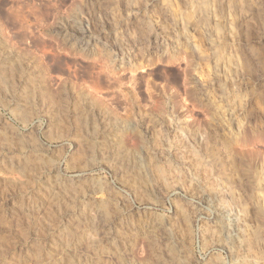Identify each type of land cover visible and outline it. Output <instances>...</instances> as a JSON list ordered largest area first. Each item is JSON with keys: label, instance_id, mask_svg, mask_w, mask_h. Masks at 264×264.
<instances>
[{"label": "rangeland", "instance_id": "1", "mask_svg": "<svg viewBox=\"0 0 264 264\" xmlns=\"http://www.w3.org/2000/svg\"><path fill=\"white\" fill-rule=\"evenodd\" d=\"M0 264H264V0H0Z\"/></svg>", "mask_w": 264, "mask_h": 264}, {"label": "bare ground", "instance_id": "2", "mask_svg": "<svg viewBox=\"0 0 264 264\" xmlns=\"http://www.w3.org/2000/svg\"><path fill=\"white\" fill-rule=\"evenodd\" d=\"M207 6H208V5L205 4V5H203V6L201 7V9H202V10H206V9H208ZM214 12H215V11H214ZM217 14H218V13H217ZM215 15H216V14H215ZM222 28H223L222 23L218 21V23H216V25H215V29H216V31H217L218 34L220 33V34L222 35V33H221V32H222ZM220 34H219V35H220ZM193 48H194V47H193ZM195 50H196V48H195ZM229 64H230V63H229ZM226 233H227V232H226ZM226 233H225V234H226ZM227 238H228V236H227Z\"/></svg>", "mask_w": 264, "mask_h": 264}]
</instances>
